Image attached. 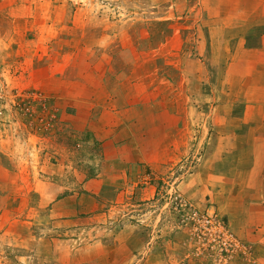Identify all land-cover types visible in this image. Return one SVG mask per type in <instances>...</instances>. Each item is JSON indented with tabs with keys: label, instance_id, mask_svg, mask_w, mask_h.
<instances>
[{
	"label": "crops",
	"instance_id": "1",
	"mask_svg": "<svg viewBox=\"0 0 264 264\" xmlns=\"http://www.w3.org/2000/svg\"><path fill=\"white\" fill-rule=\"evenodd\" d=\"M72 1L18 0L10 4V19L7 29L0 30V44L17 41L21 34L16 22L29 24L28 20L39 16L33 23L38 26L34 29L39 40L55 46L51 59L56 60L57 70L46 78H58L56 99L64 108L60 121L74 124L78 134L98 144L102 156L101 174L82 185L83 189L91 194L90 187L107 188L104 194L112 203L110 208L123 196L134 197L129 188L140 182H149L146 186H151L143 189L154 196L155 179L190 151L187 144L195 119L207 128L201 138L207 153L192 187L211 188L210 196L222 203L224 193L233 192V204L241 206V217L255 225L248 226L250 231L254 228L264 234V0H198L194 5H180L191 16L193 11L200 15L194 21L189 19L202 30L196 38L187 40L182 32L179 38L186 46L195 40L196 52L190 46L185 59H196L200 66L188 63L177 74L173 61L174 77L167 79L147 63L161 51L162 43H180V32L171 24L178 20V4L117 0L120 11L127 15L110 21L96 18L91 6ZM166 8L170 13L165 20L171 24L172 34L163 36L160 29L150 33V26L162 21L161 12ZM133 14L135 20L126 19ZM154 44L159 45L153 49ZM172 52L178 55L176 49L169 50L170 59ZM120 188H126L124 193ZM93 193L95 199L101 198ZM140 197L143 203L144 195ZM66 202L62 199L55 204L57 218L83 226V221L72 218L80 213L78 208H84L81 199L78 205ZM90 203L96 208L100 201ZM114 213L111 210L107 215L111 218ZM97 228L85 231L97 233ZM134 228L107 233L103 244L81 246L74 257L78 255V264H172L160 259L156 237L146 241L148 233ZM256 243H262L257 249L264 251V242Z\"/></svg>",
	"mask_w": 264,
	"mask_h": 264
},
{
	"label": "rangeland",
	"instance_id": "2",
	"mask_svg": "<svg viewBox=\"0 0 264 264\" xmlns=\"http://www.w3.org/2000/svg\"><path fill=\"white\" fill-rule=\"evenodd\" d=\"M75 1L80 5L91 6L93 15L99 19L118 21L127 15L120 11V2L117 0L72 2ZM143 1L138 0V3ZM197 1L164 0L180 7L177 10V22H171L180 32L178 40L182 33L187 35L188 40L189 37L196 38L198 31H202L198 30L199 27L192 26V22L200 17L198 12L193 11L191 16L190 12L180 6L194 5ZM17 2L18 0H0L1 31L7 29L6 20L10 19L8 6ZM169 13L167 8L161 12L162 21L155 22L160 27L151 21L154 27L150 26V33L160 29L163 36L172 34L173 28L165 20ZM136 16L133 14L126 19L133 17L135 20ZM186 18L188 21L185 23ZM34 19L38 21L39 16ZM34 19L32 22L28 20L29 24L24 20L16 22V30L21 34L17 41L11 45L0 44V264H73L74 261L78 264V255L74 257L77 248L93 245L97 241L98 244H103L107 233H120L130 227H135L134 230L144 229L149 234H145L146 241L156 237V252L160 251V259L166 263L264 264V251L257 249L262 243H256L264 242V234L259 235L254 228L250 231L248 226L255 225L241 217L244 216L241 206L233 204V192L224 193L222 203L210 196L211 188L206 191L200 187H192L194 175L199 173L207 153V145L201 139L207 128H202L195 119L192 120L194 125L190 126L191 137L187 144L190 151L155 179L154 196L143 189L151 186H146L149 182H140L129 188L134 197L129 195L127 199L123 196L110 208L112 203L107 202L104 194L108 193L107 188L90 187L91 194L83 189L82 185L101 174L102 156L98 144L91 142L89 137L78 134L74 124L60 121V113L64 108L56 99L58 78L56 75L50 81L46 78L50 72L55 74L57 70L56 60L51 59L55 46L39 40V34L34 29L38 26L33 25ZM179 41L180 43L174 44L162 43L158 48L161 51L147 63L152 69H160L162 79H167L169 75L174 77L171 70L174 69L173 61L178 69L177 74L188 63H193L194 67L200 66L196 59H185L191 45L186 46L183 39ZM191 44L193 52H196L194 39ZM155 45L159 44H154L153 49L156 48ZM172 49H176L178 55L175 56L172 52L174 57L171 56L170 59L168 55ZM196 109L199 112L200 108ZM205 111L204 108V119L207 113ZM208 112L211 117L210 111ZM120 189L123 193L126 190ZM93 192L100 194L101 198L95 199ZM140 195H144L143 203ZM62 199L67 200L66 203L72 200L70 203L75 202L77 205L81 199L84 208H78L80 213L72 218L83 221V226L75 227L65 222V219L57 218L55 204ZM97 200L100 203L94 208L90 202ZM65 207L71 208L70 204ZM111 210L116 213L109 218L107 214ZM206 213L215 216L241 242L245 251L225 254L212 247V237L209 235L200 240L195 228L203 232L212 227L206 222L198 221ZM189 215V223L183 224V217L187 218ZM240 219L242 220L239 221ZM242 222L244 225L240 226ZM95 227H98L97 233L89 234V231H85ZM246 229L249 232H245ZM65 241H68L67 244Z\"/></svg>",
	"mask_w": 264,
	"mask_h": 264
},
{
	"label": "built area",
	"instance_id": "3",
	"mask_svg": "<svg viewBox=\"0 0 264 264\" xmlns=\"http://www.w3.org/2000/svg\"><path fill=\"white\" fill-rule=\"evenodd\" d=\"M193 215H195V213ZM190 217V215L187 218L184 216L182 220L183 224L184 222L189 223ZM198 221L206 222L212 225V227L203 232L200 229H196L197 227L195 228V232L198 230L196 233L198 234L200 240H204L206 235H209L212 237V247L220 249L223 253L225 252V254H235L237 252L245 251V247L241 244V242L227 229H225V227L218 220H216L215 216H211L206 213L205 215H202Z\"/></svg>",
	"mask_w": 264,
	"mask_h": 264
}]
</instances>
